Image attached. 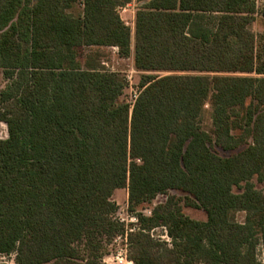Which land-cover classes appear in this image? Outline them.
<instances>
[{"label":"trees","instance_id":"1","mask_svg":"<svg viewBox=\"0 0 264 264\" xmlns=\"http://www.w3.org/2000/svg\"><path fill=\"white\" fill-rule=\"evenodd\" d=\"M129 2L0 0V254L104 264L126 187L132 264H264V0H136L132 104L102 60L132 53Z\"/></svg>","mask_w":264,"mask_h":264},{"label":"rangeland","instance_id":"2","mask_svg":"<svg viewBox=\"0 0 264 264\" xmlns=\"http://www.w3.org/2000/svg\"><path fill=\"white\" fill-rule=\"evenodd\" d=\"M262 0H256L257 4L260 5ZM136 6L137 2L136 0H131L127 5L118 8V12L121 16V18L124 20V22L130 26L131 28V35H132V44H131V50L132 53L128 57H120L117 53V48L114 46L107 47L105 56L102 57L104 66L108 69L117 71L120 73L124 80V87L122 94L120 96V100L123 102H127L132 104V102L135 99V95L138 93L139 90V81L141 78V75L144 73V71L138 70L134 66L133 62V46H134V25H135V12H136ZM80 10V6H76L74 8V11L77 12ZM256 29L260 28V25L255 26ZM159 73V72H158ZM6 80L3 77V73L0 69V88L3 87ZM210 110L209 107L206 105L204 115H203V125L206 129L210 126ZM0 137L5 138L7 137V127L6 124L2 121H0ZM257 187L263 188V185L256 184ZM168 194H175L176 197L181 199V203L184 202V193L180 191H170L167 194H159L157 195L154 200L151 203V206L156 205L157 203H160L165 200ZM112 200L116 202L117 204V212H120L123 208H127L129 214L136 215V212L129 210L128 207V195L125 188H119L117 191L115 190L112 195ZM151 208H145L142 210V212L146 215H149V210ZM183 210L184 212L190 216L191 218L195 219H205V212L196 207L188 206L183 204ZM115 213V214H116ZM245 213L242 211H238L235 215L236 219L238 221H243ZM136 222H128V227H135ZM153 236L156 238L159 237L160 240H164V237H161V235L164 234L161 227L155 228L152 231ZM108 253L103 258L104 264H131L130 262H126L124 259V254H126L127 258L129 255V247L126 241L123 238H118L117 236H114L112 241L107 245ZM258 256L261 257V247H258ZM122 259V263H118L119 259ZM105 259V261H104ZM129 259V258H128ZM130 260V259H129ZM0 264H16L14 261V254L12 255H4L0 254Z\"/></svg>","mask_w":264,"mask_h":264},{"label":"built area","instance_id":"3","mask_svg":"<svg viewBox=\"0 0 264 264\" xmlns=\"http://www.w3.org/2000/svg\"><path fill=\"white\" fill-rule=\"evenodd\" d=\"M136 96H137V94L135 95V97ZM149 213H150V210H149ZM114 216H115L116 220H118L119 222H121V223H123L125 225V233L123 235H117V237L118 238H123L126 241V243H127V232L128 231H133V230H135L137 228V225H135L134 228L128 227V222H136V224H137V221H138L137 215L129 214L128 209L127 208H123L122 210H120V212H117ZM159 227H161L162 231L164 232V234L161 235V237H164L163 239H165V241L168 242V244H171L170 243L171 239H170V237L167 234L166 227L165 226H159ZM155 228H158V227H155ZM154 229H152V231ZM152 231H151V233H152ZM123 257L126 260V262H128V263L130 262L132 264V261L127 258L126 254H124ZM123 257L118 260V263H122ZM104 261H105V259H104Z\"/></svg>","mask_w":264,"mask_h":264},{"label":"crops","instance_id":"4","mask_svg":"<svg viewBox=\"0 0 264 264\" xmlns=\"http://www.w3.org/2000/svg\"><path fill=\"white\" fill-rule=\"evenodd\" d=\"M125 188V187H124ZM119 189V188H118ZM118 189H116V191L118 190ZM126 191H127V188H126ZM127 195H128V191H127Z\"/></svg>","mask_w":264,"mask_h":264}]
</instances>
